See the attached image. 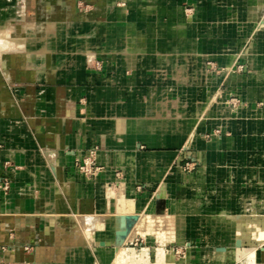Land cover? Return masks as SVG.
<instances>
[{
    "label": "crops",
    "instance_id": "crops-1",
    "mask_svg": "<svg viewBox=\"0 0 264 264\" xmlns=\"http://www.w3.org/2000/svg\"><path fill=\"white\" fill-rule=\"evenodd\" d=\"M78 1L88 0H0V32L7 34L6 40L0 41V183L10 181L8 196L0 191V264H105L107 254L115 247L116 232L124 229L121 217L138 215L121 244L124 246L134 240L152 239V234L145 238L138 232L142 215L171 213L169 200L157 195L158 191L162 193L164 181L169 180L170 185L166 193L171 188L172 196L185 206L186 201L176 198L175 191L184 187L200 191L204 176L220 175L210 169L207 174L208 155L204 150L210 146L213 150L208 158H212L217 143L224 144L225 138L214 137L207 142L188 131L194 125L197 109L185 114L183 86L177 82L170 88L175 84L169 82L170 78L178 81L183 77L175 73L170 76L168 65L180 62L178 56L188 51L184 49L186 45H172L176 50L170 51L165 42L153 45L151 39H121L119 9L109 17L105 10L108 2L96 0L95 10L86 12L80 3L77 7ZM163 1L164 6L168 4ZM164 6L160 7L163 15L167 13ZM137 9L142 15L149 14L148 7L137 8V4L129 10L136 16ZM106 16L116 27L108 31L114 37L110 42L104 41ZM77 21L81 26L73 27ZM57 24H66L61 42L48 35ZM91 31L96 33L89 41ZM25 35L35 36L33 41L28 40V46L22 39ZM88 52L95 53L91 60ZM189 53L197 54L201 62L200 52ZM208 53L211 52L201 53L202 60ZM216 56L217 53L208 55L212 59L207 61L215 65ZM245 62L249 75L234 73L233 85L229 82L231 74L228 76L225 70L216 75L209 73V77L215 82L224 81L227 100L237 96L249 102L254 98L262 101L263 89L258 87L256 95L247 97L248 88L255 83L248 81L251 69L247 59ZM95 64L100 67L95 68ZM206 68L210 69V65ZM159 96L172 97L170 106L169 100ZM215 126L211 124L208 132H213ZM91 149H96L92 156L99 171L95 178L87 179L76 164ZM190 155L198 162L192 172L198 174L192 186L180 168ZM223 156L232 159L230 154ZM244 169L234 175L225 171L223 182H233V176L239 182H252L247 176H239L240 172H254ZM255 175L259 177L255 172L252 177ZM123 181L133 187L132 194L126 191V196L136 200L130 213L121 210L115 200L114 194ZM24 186L31 187L27 194L19 195L18 189ZM142 197L147 198L145 204L140 202ZM159 199L165 201L161 213L156 212ZM172 202V206L180 205ZM220 205L232 207L227 202ZM226 213L235 215L234 211ZM219 214L217 217H221ZM86 215L101 219L100 228L91 236L80 224L86 222ZM170 215L173 222L180 221L177 240L196 241V258L209 244L220 247L217 241L232 239L230 232L225 233V218L220 220L210 214L202 215L208 217L204 219L190 218L181 211ZM204 229L208 242L201 236ZM182 230L191 236L181 237ZM168 233L167 230V236ZM202 260L199 257L193 262L202 264Z\"/></svg>",
    "mask_w": 264,
    "mask_h": 264
},
{
    "label": "rangeland",
    "instance_id": "rangeland-1",
    "mask_svg": "<svg viewBox=\"0 0 264 264\" xmlns=\"http://www.w3.org/2000/svg\"><path fill=\"white\" fill-rule=\"evenodd\" d=\"M94 1L96 2V0H88L87 3L85 1H78L77 7H79L80 3V8L84 9V11H94L96 8ZM103 1L109 3L105 9L106 13L110 14L109 17L115 14L116 10L119 9L117 18L120 21L121 29H123L121 32V39H151L153 45L165 42L168 44V50L170 51L176 50L172 45L184 44L186 45L184 49L188 51L191 50L192 52H200V56H198L200 58L202 57L201 62L197 61V54L194 53V56L193 53L187 54L188 51H186V53L178 56L180 60L179 63L175 61L169 63L167 70L168 73L170 72L169 75L171 76L172 73H175V76L178 74L180 78L181 76L183 77V79L181 78L178 81L177 79L170 78L169 82L172 83L173 81V84L175 83L174 85H170V88L176 87L177 82L179 86H183L185 91V114L189 113L191 110L197 109V112H195L194 125H191L192 127H190L188 131L195 132L194 136L196 134L200 138H204L207 142H212L214 137L217 140L225 138L223 140L224 144L217 143V148H214L216 153L215 156L213 154L212 158H208V153L213 149L209 146L204 150L206 155H208L206 156L208 159L207 174H209L210 169L214 172L216 170L219 171L222 176H218L217 173L216 176L214 175L212 177L210 175L204 176V180L199 183L201 184L200 191H197L196 187H184V190L180 192L175 191L176 198L186 201L187 205L185 206H182L183 204L172 196L171 188L169 189V194H159L158 191L157 195H163L169 200L171 213L174 211H181L190 218L203 217L204 219L208 217L202 215L210 214L213 216L222 210L225 212L234 211L235 214H242L243 211H251L253 208L256 211L264 212L261 208L258 209L264 205L262 201L264 200V125L262 126L261 124L264 123V120L261 119L264 118V0H166L168 4L165 6L163 0ZM136 4L137 8L141 6L148 7L149 14L146 16L142 15V12H140L141 10L137 9V15L134 16L133 10L129 9L136 6ZM161 6H164L167 11L164 15L161 14ZM106 18V36L104 41L110 42L114 37L113 34L110 35L108 31L116 27L113 21H109L108 16H106ZM97 25H95L94 28L97 27ZM72 26H81V21L75 22ZM145 27L147 29L146 31ZM95 33V31L89 32V41L93 39V34ZM48 35L57 42L63 41L66 35V24H57L54 30ZM205 50L211 52L208 53L209 56L217 53V61H213L217 66L212 65L209 60L207 61L208 58L212 59V57H208V55L202 60L204 54L201 53H203V51L205 52ZM243 50L246 51L244 52ZM248 50L249 52L246 53ZM251 53L256 56L258 55V63L261 72L260 74H253L252 76L251 73L253 70L248 62L251 69V80L248 81L249 83L258 84L257 86L253 84V86L248 88L249 96L247 97L256 95L258 89H263L261 91L262 101H260L259 98H254L249 102L246 98L242 100L237 96H232L227 100L224 94L227 90V86L224 84V81L215 82L211 75V78L209 77V73L215 74L225 70L228 72V76L231 72L239 75L247 74L248 76L249 73L247 70L245 71L244 68V65H247L244 56L248 54L247 57H250ZM87 54L90 60L95 55L93 52H88ZM231 58L232 60L230 61ZM218 59H220L221 62H219ZM153 60H155V58ZM222 64L227 65L220 68L219 66ZM206 65H210V69L206 68ZM126 66L128 67L129 64ZM94 67L97 68L100 67V65L95 64ZM163 70V72H166L165 68ZM153 86L154 88L157 87L155 84ZM158 98L164 101L169 100V103L167 102L169 106L172 103V97H168L169 99H167V97L159 96ZM213 112L214 114L216 113V116L212 114ZM188 115H186V118L189 117ZM213 123H216L217 127L215 126L216 128L213 129V132L209 133L207 128ZM196 153H198V151H196ZM223 153L232 155V159H226ZM188 159L197 161L191 155ZM76 166L79 168L77 164ZM240 168H245L244 170L247 171H254L255 174L258 173L259 177L256 175L252 177L254 172H249L248 175L244 172H240L239 176L241 178L242 176H247L252 182L248 183L245 182V180L244 182H239L235 176H233V182H230V180H228V183L223 182V174L225 171H227V174L234 175L240 171ZM194 171L189 173L187 171L184 172L185 174H190ZM29 187L31 186L19 188L18 194H27L26 190ZM123 189L132 194V184L123 181L119 192L114 194L115 200L121 210H126L130 213L135 208L136 200L132 197L130 200L121 199ZM8 190H2V194L8 196L6 193ZM170 200H175V204L180 205L172 206L174 202L171 203ZM146 201L147 198H140L141 203L145 204ZM223 202L231 204L232 207H221L220 203ZM164 208L165 201L159 199L157 201L156 212L161 213L160 210ZM171 213L166 212L167 215ZM166 214L165 216L160 214L153 215L151 213L142 215L137 224L138 232L145 238L146 235L150 233L152 234V239H146V241L140 239L134 240L131 243L124 244V246L121 245L124 240H122L121 243H117L115 239V247L120 244V249L116 251L112 257L108 258L105 264L116 263L117 255L123 249L126 250V256L132 255L133 253L129 248L133 249L136 253H140L143 249L146 250L148 253V255H146V264H155L159 254H171L172 252L176 264H194L195 262L192 261L199 259V257L203 259L201 261L202 264L232 263L221 262V258L216 256L213 252V247H210L212 244L206 246V251L204 250V252H202L200 250V254H197V258L194 252L189 261H184L185 256H187L189 252L184 246V243L190 241L196 244V241H194L193 238L192 240L178 241L176 237V228L177 225L180 224V221L179 223L173 222L172 216H166ZM133 215L137 214L132 213L121 217L119 219L120 224L124 225L125 218ZM217 216L218 215H216V217ZM84 217L87 218V220H85L86 222L80 224L91 236L97 228H100L101 219L97 216L86 215ZM80 218L81 217L78 219L80 220ZM217 218L225 220V217ZM181 225L183 227L185 223L181 221ZM205 227L207 228L208 226ZM167 230L169 232L168 236L166 235ZM179 235L181 237H187L191 236V233L188 234L185 230H182ZM201 236L205 237L204 239L208 242L209 236L205 233V229ZM221 243L222 242L217 244ZM177 245L181 246L178 247ZM249 248L250 246L247 245L246 249ZM195 251H197V249ZM244 258H242L238 264H242Z\"/></svg>",
    "mask_w": 264,
    "mask_h": 264
},
{
    "label": "bare ground",
    "instance_id": "bare-ground-1",
    "mask_svg": "<svg viewBox=\"0 0 264 264\" xmlns=\"http://www.w3.org/2000/svg\"><path fill=\"white\" fill-rule=\"evenodd\" d=\"M1 33L2 32H0V41H2V39L3 40L5 39L4 36H7V34H5V33L1 34ZM25 36L22 39L25 41V45L28 46L29 45L28 40L33 41L35 36H29V35H25ZM248 52H249V50L246 53H248ZM247 56H248V54H246V56H244V57L250 63V66L253 70V72L251 73L252 76L255 73L260 74L261 70L259 69L258 55L256 56V55L251 53L250 57H247ZM229 82H230V85L231 84L233 85V83L236 82V76L234 75V72H231ZM197 176H198V174L196 172L192 173V174H187L186 175L187 183L191 184V186H192V184L196 181ZM168 182H169V180H166L163 182L161 192L164 194L166 193L167 187L170 186L168 184ZM130 198L131 197L126 196V190L123 189L121 199L130 200ZM260 208L262 210H264V205L262 207H259V209ZM220 213L221 214H219V215H221V217H225L226 221L228 222L227 223L228 226H227V229H225L226 230L225 233L230 232L232 235V236H230L232 238L231 240H228V238L227 239L224 238L222 241H220V242H222L221 243L222 245L220 246L221 248L218 246L213 247V250H214L213 252L216 254V256H219L221 258V262H223V263L235 262V261L240 260V259L245 257L243 260V264H264V212H259V211H256L252 208L251 211H248V210L243 211L242 214L230 215L229 213H226L224 210H222ZM58 216H60V215H58ZM119 222H120V220H119ZM126 222L127 221L125 218L124 226L126 225ZM229 222L232 223L231 224V231L228 229V228H230ZM118 232L119 231H117V233ZM116 235L117 236L115 239L117 240V243H121L122 242L121 236H118V234H116ZM220 242H218V243H220ZM229 243H231V246ZM119 245L120 244L116 245V247L113 249V252L110 255L107 254L106 258L104 257L105 261H107L108 258L112 257L115 254V252L120 249ZM247 245L250 246L249 249H246ZM184 246L189 251L188 255L185 256V259H187V260L184 259V261H189L193 255V253L195 252V250L198 249V247H196V244H194L193 242H190V241L185 242ZM125 251L126 250L123 249V250H121V252H119V254L117 255L116 263H118V264H146V262H145L146 261V255H148L146 250L143 249V250H141L140 253H136L133 250L132 251L133 254L129 255V256H126ZM116 263H114V264H116ZM155 264H176V262L174 260L173 252L171 254H159L158 259L156 260Z\"/></svg>",
    "mask_w": 264,
    "mask_h": 264
},
{
    "label": "built area",
    "instance_id": "built-area-1",
    "mask_svg": "<svg viewBox=\"0 0 264 264\" xmlns=\"http://www.w3.org/2000/svg\"><path fill=\"white\" fill-rule=\"evenodd\" d=\"M96 149H91L90 154L85 157L83 160H78L77 165L79 166V171L83 174L87 179L95 178L97 172L99 171V167L95 164L93 159V153ZM185 159L181 164L180 168L183 171H187L188 173L194 171L198 167V162L194 159ZM10 187V183L8 179H5L3 182L0 183V191L4 190L7 191Z\"/></svg>",
    "mask_w": 264,
    "mask_h": 264
},
{
    "label": "water",
    "instance_id": "water-1",
    "mask_svg": "<svg viewBox=\"0 0 264 264\" xmlns=\"http://www.w3.org/2000/svg\"><path fill=\"white\" fill-rule=\"evenodd\" d=\"M138 220V216L137 215H133V216H127L126 217V225L124 227L123 230L119 231L117 234L118 236H121L122 240L125 239V237L128 235V233L130 232V230L132 229L134 223Z\"/></svg>",
    "mask_w": 264,
    "mask_h": 264
}]
</instances>
